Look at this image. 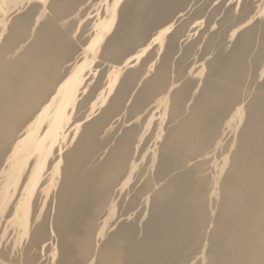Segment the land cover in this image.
I'll use <instances>...</instances> for the list:
<instances>
[{
	"label": "bare ground",
	"instance_id": "1",
	"mask_svg": "<svg viewBox=\"0 0 264 264\" xmlns=\"http://www.w3.org/2000/svg\"><path fill=\"white\" fill-rule=\"evenodd\" d=\"M109 6L0 0V264H264V0Z\"/></svg>",
	"mask_w": 264,
	"mask_h": 264
},
{
	"label": "rangeland",
	"instance_id": "2",
	"mask_svg": "<svg viewBox=\"0 0 264 264\" xmlns=\"http://www.w3.org/2000/svg\"><path fill=\"white\" fill-rule=\"evenodd\" d=\"M113 1H114V0H108V4L111 6L112 3H113ZM110 6H109V7H110ZM108 14H109V8H108ZM159 54L161 55L162 53L160 52V53H158V55H159ZM158 57H159V56H158Z\"/></svg>",
	"mask_w": 264,
	"mask_h": 264
}]
</instances>
